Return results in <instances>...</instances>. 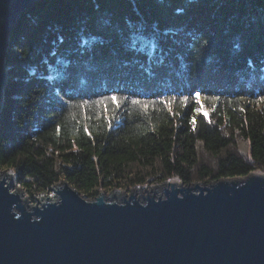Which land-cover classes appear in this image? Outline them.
Wrapping results in <instances>:
<instances>
[{
    "label": "trees",
    "instance_id": "obj_1",
    "mask_svg": "<svg viewBox=\"0 0 264 264\" xmlns=\"http://www.w3.org/2000/svg\"><path fill=\"white\" fill-rule=\"evenodd\" d=\"M133 32L156 38L151 58L148 49L127 47ZM93 36L95 44L82 45ZM8 46L0 169L13 170L30 199L61 180L93 198L101 189L175 176L190 184L264 171V101L254 102L264 96V0H39L19 16ZM57 73L66 76L47 79ZM113 89L149 96L203 90L222 99L215 106L177 100L178 115L159 102L147 112L124 103L111 128L94 111L88 119L65 103ZM236 136L247 157L235 149Z\"/></svg>",
    "mask_w": 264,
    "mask_h": 264
},
{
    "label": "water",
    "instance_id": "obj_2",
    "mask_svg": "<svg viewBox=\"0 0 264 264\" xmlns=\"http://www.w3.org/2000/svg\"><path fill=\"white\" fill-rule=\"evenodd\" d=\"M35 1L0 0V107L9 34ZM15 177L0 170V264H264V171L93 198L61 180L34 204Z\"/></svg>",
    "mask_w": 264,
    "mask_h": 264
},
{
    "label": "snow or ice",
    "instance_id": "obj_3",
    "mask_svg": "<svg viewBox=\"0 0 264 264\" xmlns=\"http://www.w3.org/2000/svg\"><path fill=\"white\" fill-rule=\"evenodd\" d=\"M179 11V10H178ZM97 38L93 36L91 39H85L82 41V45L91 46L96 43ZM62 42V38H61ZM157 41L154 36L146 37L142 34H138L137 32H133L128 38L127 47L138 51L144 52L148 49V56L151 58L153 51L157 48ZM55 55V53H53ZM58 63H63L64 67L67 68L69 66V61H58ZM150 71V70H149ZM31 74H35V69L31 70ZM63 76H66V73H57L56 76H48L47 79L49 81H53L59 79ZM203 90H195L191 91V98L195 99L198 104H202L203 101H211L213 106H215L222 98L217 95H202ZM189 95H177V94H161L158 96H149L147 94H121L119 90L113 89L109 91L106 95H97L94 99H83L79 102H73L71 100L65 101L69 108L77 107L82 109L83 115L88 117V119H92L93 117L89 116L90 111H94L96 113L95 118L99 119L101 116L103 117L107 127L111 128L113 126V120L116 119L115 112L118 110L122 104L128 103L132 106H138L141 111L147 112L149 106H154L158 102L163 104L164 107L168 110L170 114L178 115V113L172 112V105L179 100L180 104L183 106L189 102ZM236 100H244L245 97H235ZM264 101V96H259L256 98L254 102ZM227 102L229 104L232 103V98H227ZM243 110V109H242ZM195 111L199 112L200 109L197 108ZM207 115V113H203ZM72 119L76 120L75 113H72ZM77 125L80 124V120H76ZM191 123L195 125V117H193ZM57 130L61 128L59 122L56 124ZM85 134L91 136V132L89 131V124L85 123L83 125Z\"/></svg>",
    "mask_w": 264,
    "mask_h": 264
},
{
    "label": "rangeland",
    "instance_id": "obj_4",
    "mask_svg": "<svg viewBox=\"0 0 264 264\" xmlns=\"http://www.w3.org/2000/svg\"><path fill=\"white\" fill-rule=\"evenodd\" d=\"M3 88H5V85H4V87ZM4 95V94H3ZM1 105H2V103H1ZM235 149L239 152V154H241L242 156H244V157H247V154H248V146H247V144H246V142L243 140V139H241L240 137H238V136H236V138H235ZM198 156L200 157V158H202L203 159V161L205 162L206 161V163L208 164V165H210V166H214V163H213V161H212V156L209 154V153H207L206 151H205V149H201V148H198ZM1 170V169H0ZM5 172H7L8 171V169H3ZM9 170H11V169H9ZM12 172H13V170H11ZM14 173V172H13ZM15 174V173H14ZM16 176V175H15ZM176 177V176H175ZM4 178V180L5 181H7V182H10V179L8 178V176H4L3 177ZM170 178H172V177H170ZM212 181V180H211ZM199 184H203L204 182H200V181H197ZM161 183V182H160ZM160 183H154V182H147V183H144L145 185H146V189L149 191L150 190V184H160ZM181 183H182V181H181ZM193 183V182H192ZM192 183H190V184H192ZM208 183V182H207ZM144 184H138V185H144ZM182 184H184V183H182ZM8 186H9V188H10V190H12V191H15V189H14V185L12 184V183H8ZM15 186L16 187H19V188H21L24 192H25V190L18 184V182H17V180H16V177H15ZM190 186H192V185H190ZM132 187H134V186H132ZM132 187H126V188H114V189H118V190H124V193H125V196H128L129 195V190L132 188ZM146 189H145V187H142L141 188V191H142V194L143 195H145V194H147V191H146ZM103 191H104V194H108L109 193V191H111V190H104V189H102ZM135 192H136V194H135V196H138L139 194H140V190L139 189H135ZM154 192H155V194L156 195H158V194H161V191L158 189V188H156L155 190H154ZM25 194H26V192H25ZM43 194H47L48 195V197L50 198V199H52V200H54V199H56L57 197H56V194H55V192H54V190L53 189H49L48 190V192L47 191H45V192H42V193H40V194H38V195H36L37 197H41V195H43ZM99 194V192L96 194V195H94V196H97ZM82 195V194H81ZM116 196V198L118 199V200H120L121 198H120V196H119V191H117V190H113L112 191V193H111V196ZM26 196H27V200L29 201L28 203L29 204H34L35 203V199L33 198V199H30L29 197H28V195L26 194ZM111 196H109V197H111ZM109 197H107L106 199H108ZM37 204V203H36ZM26 206H27V208L28 209H30V205H28L27 203H26Z\"/></svg>",
    "mask_w": 264,
    "mask_h": 264
},
{
    "label": "bare ground",
    "instance_id": "obj_5",
    "mask_svg": "<svg viewBox=\"0 0 264 264\" xmlns=\"http://www.w3.org/2000/svg\"><path fill=\"white\" fill-rule=\"evenodd\" d=\"M35 2H36V1H35ZM30 6H31V5H30ZM26 9H27V8H26ZM26 9H25V10H26ZM11 30H12V29H11ZM255 171H256V170H255ZM261 171H262V170H261ZM173 178H176V179L180 180L178 177H173Z\"/></svg>",
    "mask_w": 264,
    "mask_h": 264
},
{
    "label": "clouds",
    "instance_id": "obj_6",
    "mask_svg": "<svg viewBox=\"0 0 264 264\" xmlns=\"http://www.w3.org/2000/svg\"><path fill=\"white\" fill-rule=\"evenodd\" d=\"M103 192H104V191H103ZM98 195H99V194H98ZM98 195H97V196H98Z\"/></svg>",
    "mask_w": 264,
    "mask_h": 264
}]
</instances>
